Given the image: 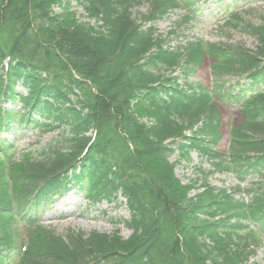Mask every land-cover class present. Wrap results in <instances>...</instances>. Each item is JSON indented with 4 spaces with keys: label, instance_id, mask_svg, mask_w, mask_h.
<instances>
[{
    "label": "trees",
    "instance_id": "1",
    "mask_svg": "<svg viewBox=\"0 0 264 264\" xmlns=\"http://www.w3.org/2000/svg\"><path fill=\"white\" fill-rule=\"evenodd\" d=\"M75 1L88 19L100 23L97 28L79 22L67 0H0L1 70L3 61L10 60L6 79L0 71V130L16 121L12 111L2 108L16 98L25 109L68 127L61 146L28 152L19 161L1 150L0 247L14 249L7 227L12 210L39 203L70 182L58 175L86 151L73 179L87 183L93 199L111 200L120 191L129 211L124 225L130 237L114 231L62 238L29 226L33 229L19 264H244L238 248H231L233 232L225 227L233 217L255 219L264 198L255 197L251 208L211 187L190 196L194 185L180 183L168 157L177 148L187 160V151L196 149L217 159L215 171L233 170L239 179L249 173L264 176V91L243 102L245 120L231 130L227 156L214 153L219 112L210 94L201 87L181 89L176 78L157 73L199 65L200 45L186 54L152 51L158 45L152 29L142 30L127 13L144 0ZM149 5L142 22L175 7L159 0ZM234 19L229 25L242 26L257 45L254 50L210 46L219 54L216 76L247 75L253 83H264V17L259 25ZM19 80L29 90L26 97L15 93ZM29 118L20 115L21 122ZM90 131L94 138L87 136ZM246 237L255 239L253 233Z\"/></svg>",
    "mask_w": 264,
    "mask_h": 264
},
{
    "label": "rangeland",
    "instance_id": "2",
    "mask_svg": "<svg viewBox=\"0 0 264 264\" xmlns=\"http://www.w3.org/2000/svg\"><path fill=\"white\" fill-rule=\"evenodd\" d=\"M69 7L70 11L76 14L80 22L89 23L94 28L100 24H95L93 20H88L83 8L75 1H71ZM196 7L197 13L195 17L186 24L178 26V22L184 15L183 12L178 11L170 12L154 24L156 35L161 36L166 41V46L171 48L178 45L183 46L188 41L198 39L207 43L241 45L245 48L255 49L257 41L254 38L238 30L222 29L224 26L221 28L219 24L234 10L238 11L245 21L253 24L261 23L264 17V0H208L199 2ZM246 11L248 13H245ZM55 12H59L58 7L55 8ZM146 12L147 5L144 3L130 9L129 15L132 20H139ZM209 65L210 60L205 58L203 64L193 69L187 76L181 70H177L173 75L178 78L179 84H200L205 89L211 90L213 82L209 74ZM238 81V79L227 81L224 85L225 91L229 89L232 95L240 93L245 80H240V85L235 86ZM256 88L262 89L261 86L257 87V85L251 87V89ZM18 91L23 92V94L25 92L20 86H18ZM239 103L240 101L235 103L228 99H224L220 103L217 100V106L220 111L218 126L220 140L213 149L217 150L218 153L227 151L229 130L232 126H237L242 120V116L238 111ZM7 107H15L18 110L19 105L8 104ZM57 134L58 132L55 131L39 134L37 130L32 128L18 130L13 125L10 132L3 133L1 137L7 139L16 149L17 156L22 151L36 152L44 148L47 144L59 139ZM169 161L176 164L174 174L182 185H194L190 196L202 192L206 187L232 191L237 186L245 189H254L261 186L264 190V179L258 175L248 176L245 181L241 182L237 180L235 174L212 172V164L215 161L196 149L188 151V160H184L180 158L179 150L175 148L169 156ZM202 172L207 173V175L204 176ZM251 183L256 184L252 185ZM204 184H207V186ZM81 196V193L75 195L67 194L57 199L47 209L42 207L40 213H38L40 223L60 236L91 231L110 233L114 228H118L120 235L124 238L130 235V231L117 224L119 221L128 219V211L122 196H118L116 200L111 202L100 201L88 206L82 202L83 197ZM113 224H116V226ZM248 264H264V239L259 240L255 248V254L248 259Z\"/></svg>",
    "mask_w": 264,
    "mask_h": 264
}]
</instances>
